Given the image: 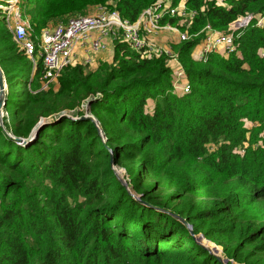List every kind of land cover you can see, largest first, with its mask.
Returning <instances> with one entry per match:
<instances>
[{
  "label": "trees",
  "instance_id": "16d2710c",
  "mask_svg": "<svg viewBox=\"0 0 264 264\" xmlns=\"http://www.w3.org/2000/svg\"><path fill=\"white\" fill-rule=\"evenodd\" d=\"M108 1L17 4L35 41L63 14ZM112 1L105 7L132 23L157 2ZM172 1L205 7L194 34L264 13V0ZM11 2L0 0V264H224L200 236L227 264H264V30H246L235 54L206 63L191 58L199 40L181 43L186 95L173 90L166 58L122 43L111 64L66 68L58 89L43 90L42 61L19 52L8 28Z\"/></svg>",
  "mask_w": 264,
  "mask_h": 264
},
{
  "label": "built area",
  "instance_id": "2783aa9c",
  "mask_svg": "<svg viewBox=\"0 0 264 264\" xmlns=\"http://www.w3.org/2000/svg\"><path fill=\"white\" fill-rule=\"evenodd\" d=\"M15 2H11L13 7H9L6 12L8 28L19 47V52L30 58L35 67L42 61L43 90L54 83L64 69L77 65L89 67L94 55L112 52L114 44L122 43L138 53L142 59L166 58V67L173 77V90L186 95L191 92V86L178 53L157 46L153 39L163 33H170L177 35L180 43H185L194 42L202 35L201 42L194 48L197 50L194 58L198 63H206L213 55L228 58L235 54L236 42L246 30L252 27L264 30L262 13L241 16L229 24L225 31H218L206 25L194 34L191 29L198 17L205 12V7L191 10L186 1L175 5L172 0H157L142 12L134 23L124 19L118 11L102 6L89 15L72 18L43 30L34 41L30 38V26L15 8ZM184 26L187 30L182 31ZM262 57L264 58V53ZM85 108L86 104L80 111ZM3 118H7V113H3ZM244 153L242 150L241 154Z\"/></svg>",
  "mask_w": 264,
  "mask_h": 264
},
{
  "label": "rangeland",
  "instance_id": "374dc122",
  "mask_svg": "<svg viewBox=\"0 0 264 264\" xmlns=\"http://www.w3.org/2000/svg\"><path fill=\"white\" fill-rule=\"evenodd\" d=\"M14 1H16V0H14ZM216 1V4H217V6H225V2H226V0H215ZM15 3H18V2H15ZM115 4V2L114 1H112V0H110V1H108L107 3H105V4H102V5H95V4H93V5H89L88 7H87V11H86V13H84V14H73V13H70V12H68V13H65V14H63V17L62 18H60V19H58L57 21H55V22H52L50 25H48L47 26V28L48 27H53V26H56L57 24H59V23H62V22H66V21H68V20H70V19H72V18H76V17H80V16H85V15H89V14H91L96 8H98V7H102L103 5L104 6H106V5H109V6H111V5H114ZM9 6L8 7H5L6 9H3V14L5 13L6 14V12L9 10V7H13L12 6V4L11 3H9L8 4ZM11 5V6H10ZM20 5L19 4H16L15 5V8L17 9V10H20ZM64 8V6H63V4L60 6V7H58V8H56V12H60L62 9ZM182 29V31H185V30H187V27L186 26H184V27H182L181 28ZM193 29V28H192ZM31 35L32 36H37V35H35L34 34V32L32 33L31 32ZM202 38H203V36L201 35V36H199L198 37V39L197 40H199V42L198 43H200L201 42V40H202ZM181 44V43H180ZM174 53H176L177 54V52H178V45H172L171 46V48H170ZM197 52V50H194L193 49V51L191 52V58L193 59V60H195V53ZM262 53H264V50L263 51H261V53H260V55H261V57H262ZM195 57V58H194ZM102 64H104V63H100L99 65H98V67L96 68V69H94V70H90L88 67H83V69H84V71H85V73L86 74H89V73H92V72H94V71H96V70H98L100 67H102L101 65ZM61 74H62V72L60 73V75H59V77L57 78V80L54 82V83H52V84H50V85H48L47 87H45V90H48L49 88L50 89H58V87H59V78L61 77ZM173 78V77H172ZM173 80V79H172ZM188 81H189V79H188ZM43 87L42 88H44V82H43V85H42ZM177 95H178V92H175ZM179 96V95H178ZM153 106H154V104H153V101L152 100H150L149 101V106H148V110H150V109H152L153 108ZM3 113H5L4 111H3ZM96 123H97V121H96ZM98 125V124H97ZM248 125L249 126H253V124H251V123H248ZM117 172L119 173H121V177L123 178V180H124V182H127L128 181V179L126 178V172H125V170H123V169H117ZM199 244H201V245H205L207 248H209V249H215V248H217L218 250H217V253H216V255L220 258V259H222L223 261H225V260H227L224 256H223V252H222V249H221V247H217L215 244H213L212 242H210V241H208V240H206V239H204V238H202V239H200L199 241H197ZM222 262V261H221Z\"/></svg>",
  "mask_w": 264,
  "mask_h": 264
},
{
  "label": "crops",
  "instance_id": "0c3cea01",
  "mask_svg": "<svg viewBox=\"0 0 264 264\" xmlns=\"http://www.w3.org/2000/svg\"><path fill=\"white\" fill-rule=\"evenodd\" d=\"M153 42L157 46H159L161 48H167V49H170L172 45H178V46L180 45V41H179L178 36L175 34H170V33L161 34L157 39H153ZM116 45L115 44L113 45L114 49H115ZM114 49L112 52H106V53L94 55L92 58V62L88 68L90 70H94L98 67V65L101 62L111 64L113 62V58H114Z\"/></svg>",
  "mask_w": 264,
  "mask_h": 264
},
{
  "label": "water",
  "instance_id": "95a60500",
  "mask_svg": "<svg viewBox=\"0 0 264 264\" xmlns=\"http://www.w3.org/2000/svg\"><path fill=\"white\" fill-rule=\"evenodd\" d=\"M6 95H7V85L5 84V79H4L3 72H2V70L0 69V115H1V119H2V120H3V111H4L5 108H6ZM90 107H91V105L89 104V107H88V108H90ZM84 119H87V120L92 121V122L98 127L95 118L91 116V114H90L89 111L86 112V115L84 116ZM41 128H42V127H41ZM98 130H99L100 135L103 137L101 130H100V129H98ZM103 139H104V137H103ZM115 170H116V169H115ZM116 174H117V176L119 177V179L122 181V183L124 184V186H125V187H128V186H127V183L124 182L123 178L121 177V173H120V172L118 173L117 170H116ZM184 223H185V222H184ZM188 228H189L191 234H193V233H192V228H191V226H188ZM202 238H203V237L200 236L199 239H197V241H199V240L202 239ZM200 245H201V244H200ZM201 246H202L204 249H206L210 254L216 256V257H217L220 261H222L224 264H227V263H228L227 260L223 261L222 259H220V258L216 255L217 250H218L217 248H215V249H209V248H207L205 245H201Z\"/></svg>",
  "mask_w": 264,
  "mask_h": 264
}]
</instances>
